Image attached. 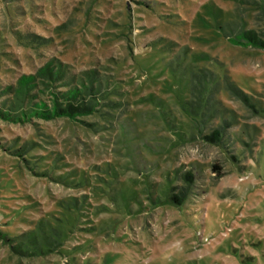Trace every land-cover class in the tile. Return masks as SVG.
<instances>
[{
    "label": "rangeland",
    "instance_id": "1",
    "mask_svg": "<svg viewBox=\"0 0 264 264\" xmlns=\"http://www.w3.org/2000/svg\"><path fill=\"white\" fill-rule=\"evenodd\" d=\"M248 31L264 0H0V110L50 61L101 90L75 120L0 115V264H264V46L228 42Z\"/></svg>",
    "mask_w": 264,
    "mask_h": 264
},
{
    "label": "trees",
    "instance_id": "2",
    "mask_svg": "<svg viewBox=\"0 0 264 264\" xmlns=\"http://www.w3.org/2000/svg\"><path fill=\"white\" fill-rule=\"evenodd\" d=\"M228 42L233 46H243V47H262L264 44L254 35L252 31L242 33L234 38H229ZM65 72L62 69L61 65L53 64L52 61L45 63L41 66L34 75L21 76L16 83V88L8 87L7 91L9 94H12L16 99L17 109L13 111L6 109L4 111L0 110V115L3 118L10 119L12 121H22L27 120L31 116H37L40 118L53 119V118H69L70 120H75L77 117L89 115L94 111L96 103L90 99H96L101 90L99 85L94 84V72L90 71L84 73L83 80L78 77L73 80L69 79L66 81ZM195 79L200 83L213 81L212 78H208L206 74L202 71L200 73L194 74ZM65 80L66 90L64 91H51V105L47 106L42 101L32 102L34 99L33 95H30L32 88L38 86L49 87L50 90L54 87L55 84H60V82ZM238 95L242 93L236 91ZM243 95V94H242ZM243 96H240V98ZM243 100V99H242ZM187 106L190 103H186ZM183 108H185L183 106ZM216 112V111H214ZM191 115V114H190ZM209 115V114H208ZM205 113H195L192 114V117L196 123L203 120ZM22 119V120H21ZM226 123V122H224ZM224 127L218 126L213 129L207 140L218 143L224 136ZM214 171L219 172L220 169L217 166L212 167ZM171 202L173 204L178 203L180 205L181 201L177 197H172ZM34 236L32 237L31 242L34 243Z\"/></svg>",
    "mask_w": 264,
    "mask_h": 264
}]
</instances>
